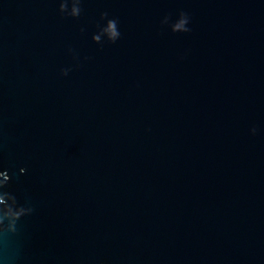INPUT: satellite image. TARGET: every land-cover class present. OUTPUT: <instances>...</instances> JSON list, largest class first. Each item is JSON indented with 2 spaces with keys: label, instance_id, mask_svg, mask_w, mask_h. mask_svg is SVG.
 <instances>
[{
  "label": "water",
  "instance_id": "1",
  "mask_svg": "<svg viewBox=\"0 0 264 264\" xmlns=\"http://www.w3.org/2000/svg\"><path fill=\"white\" fill-rule=\"evenodd\" d=\"M73 3L0 0V264H264V0Z\"/></svg>",
  "mask_w": 264,
  "mask_h": 264
},
{
  "label": "clouds",
  "instance_id": "2",
  "mask_svg": "<svg viewBox=\"0 0 264 264\" xmlns=\"http://www.w3.org/2000/svg\"><path fill=\"white\" fill-rule=\"evenodd\" d=\"M58 11H60L61 13H65L66 15H71L73 18L78 17L80 15L79 0H74L73 6L70 12H67V13L65 12L64 4H60ZM188 25H189L188 16L184 13H181L179 15L177 23L172 26V30L174 32H179L181 34L188 33L190 31V28L188 27ZM102 31L104 32V35L106 36L109 43H115L116 41L120 39L121 33L118 28V22L114 18L107 20V23ZM98 39L99 38L97 36H93V41H98ZM70 71L71 69L62 68L60 70L59 75L61 77H66L68 76ZM255 131H256L255 127L250 129V132L252 134H254ZM20 172L21 174H23L24 171L20 170ZM0 176L4 178L2 181H0V189H2L4 187V181L8 179V176L6 175V171H0ZM2 197H3V194L0 193V199H2ZM19 214H21V212L18 211L17 216ZM10 227L11 225H9V228Z\"/></svg>",
  "mask_w": 264,
  "mask_h": 264
}]
</instances>
